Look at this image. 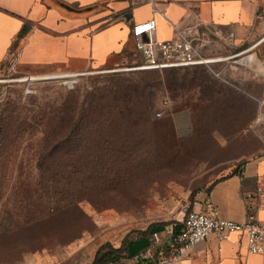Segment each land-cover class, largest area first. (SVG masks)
Wrapping results in <instances>:
<instances>
[{
    "label": "rangeland",
    "instance_id": "1",
    "mask_svg": "<svg viewBox=\"0 0 264 264\" xmlns=\"http://www.w3.org/2000/svg\"><path fill=\"white\" fill-rule=\"evenodd\" d=\"M196 31L205 56L231 54L225 31ZM137 61L84 73L0 67V264H91L101 246L178 221L200 191L264 156V106L240 92L232 66L128 68ZM118 85L131 91L135 115L86 135L77 123L70 151L45 153L43 171L42 111L69 97L79 114Z\"/></svg>",
    "mask_w": 264,
    "mask_h": 264
},
{
    "label": "crops",
    "instance_id": "2",
    "mask_svg": "<svg viewBox=\"0 0 264 264\" xmlns=\"http://www.w3.org/2000/svg\"><path fill=\"white\" fill-rule=\"evenodd\" d=\"M150 18H155L161 40L176 37V28L195 36L200 26L225 31L231 54L213 63L223 72L232 66L229 72L241 83L240 92L264 106V0H0V67L16 64L84 73L119 65L138 54L133 24ZM176 125L186 131L183 116ZM263 179L264 156H257L200 191L192 210L213 204L223 217L244 221V192ZM184 215L144 230L127 242L132 256L111 264H154L159 249H167L154 240L155 234L167 241ZM258 216L264 221V208ZM246 243L243 233L223 239L211 235L172 264H264V253L249 252Z\"/></svg>",
    "mask_w": 264,
    "mask_h": 264
},
{
    "label": "built area",
    "instance_id": "3",
    "mask_svg": "<svg viewBox=\"0 0 264 264\" xmlns=\"http://www.w3.org/2000/svg\"><path fill=\"white\" fill-rule=\"evenodd\" d=\"M153 11H158L155 5ZM156 30L155 18L133 24L132 35L140 61L129 66V69L163 70L211 64L222 59L205 56L196 43L197 36L194 33L176 28V37L161 40L156 37ZM248 60H252L251 55H248ZM157 114L161 115V112ZM244 199L247 208L244 221L227 219L220 214L216 205L209 204L205 210L187 211L179 228L167 240L168 243L155 234L154 240L160 244L165 243L167 249H159L154 264H172L181 258L185 250L211 235L223 239L233 232L246 235L249 252L264 253V221L258 216V211L264 208V179L259 180L255 189L245 191Z\"/></svg>",
    "mask_w": 264,
    "mask_h": 264
},
{
    "label": "trees",
    "instance_id": "4",
    "mask_svg": "<svg viewBox=\"0 0 264 264\" xmlns=\"http://www.w3.org/2000/svg\"><path fill=\"white\" fill-rule=\"evenodd\" d=\"M122 89L126 90L122 87H119L117 90L112 89L109 92L110 97L106 98L103 96L102 99H98L96 102H90V105L84 108L79 114L74 106V100L69 97L64 99L58 109L51 110L50 112L42 111V119H44V122H42L41 132L43 133L44 155L40 159V168L43 171L50 169L49 164L45 163L48 160L47 155L54 157L55 154L59 156L64 152L70 151V143L75 139L78 124L83 129V134L86 135L89 126L94 125L99 131L98 125L101 126L105 121L110 123L116 121L118 118H129L135 115V108L131 107V105L136 104L135 99L131 91L127 90L124 92ZM102 102H106V104ZM148 123L151 127L157 126V123L153 121H148ZM106 135L105 137H107ZM131 256L132 254L127 251V242L125 241L118 247L112 244H106L97 250L91 264H111Z\"/></svg>",
    "mask_w": 264,
    "mask_h": 264
},
{
    "label": "bare ground",
    "instance_id": "5",
    "mask_svg": "<svg viewBox=\"0 0 264 264\" xmlns=\"http://www.w3.org/2000/svg\"><path fill=\"white\" fill-rule=\"evenodd\" d=\"M57 76H60V77H64V76H68L67 74H63V75H57ZM70 76V75H69ZM72 76V75H71ZM51 77H56V75H52Z\"/></svg>",
    "mask_w": 264,
    "mask_h": 264
},
{
    "label": "water",
    "instance_id": "6",
    "mask_svg": "<svg viewBox=\"0 0 264 264\" xmlns=\"http://www.w3.org/2000/svg\"><path fill=\"white\" fill-rule=\"evenodd\" d=\"M57 77V76H56Z\"/></svg>",
    "mask_w": 264,
    "mask_h": 264
}]
</instances>
